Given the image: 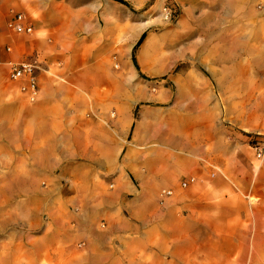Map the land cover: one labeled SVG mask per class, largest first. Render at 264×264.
<instances>
[{
  "label": "crops",
  "instance_id": "obj_1",
  "mask_svg": "<svg viewBox=\"0 0 264 264\" xmlns=\"http://www.w3.org/2000/svg\"><path fill=\"white\" fill-rule=\"evenodd\" d=\"M92 1L0 0V145L12 146L15 192L46 196L29 233L0 236V264H264V157L228 104L259 97L264 10L173 0L174 32L183 28L197 57L173 74L164 106L131 79L117 85L115 15L71 4ZM9 9L32 34L6 27ZM146 24L134 27L130 58ZM21 60L39 66L33 103L2 74ZM64 138L74 157L53 155Z\"/></svg>",
  "mask_w": 264,
  "mask_h": 264
},
{
  "label": "rangeland",
  "instance_id": "obj_2",
  "mask_svg": "<svg viewBox=\"0 0 264 264\" xmlns=\"http://www.w3.org/2000/svg\"><path fill=\"white\" fill-rule=\"evenodd\" d=\"M244 1L250 4V7L247 4L244 12L249 8L252 11L264 10V0ZM103 2L104 0L71 4L83 9L89 8L90 5L92 10H99V13L110 10L115 15L116 58L111 61V65L116 74L117 85H124V80L131 79L133 89L140 91L143 88L163 94L164 98L161 101L164 106H169L171 103L167 97L171 95L173 89V74H177L179 70L187 72L193 69V59L197 57V50L188 45L189 35H183L181 31L183 28L180 27L179 32H174L175 29L178 31L177 27L173 28L179 20L178 6L173 0H150L146 3L127 1V5L110 2L109 7ZM9 13L13 14L15 11L9 9ZM142 22L147 24L142 28L145 37L134 52L138 67L136 69L128 55V46L135 35L134 27ZM128 25H131L130 31L127 29ZM202 56L203 54L200 57ZM60 66L61 63L57 60H53L50 64L51 75L58 82ZM8 69L9 66L6 64L2 74L7 77L11 87L12 83L17 82L8 78ZM258 94L257 98H228L229 107L232 108L229 119L239 120L243 134L247 136L245 143L249 144L250 151L256 158L257 151L254 149L256 142L262 147L260 157H264V79L260 80ZM145 103L152 104L150 101ZM58 133L66 135L65 130H60ZM74 150L75 147L64 138L62 143L53 146V155L60 152L66 157H74ZM12 156V146L0 145V236L9 237L13 234L29 233L28 223L36 218H44L42 203L46 197L42 193L15 192L10 176ZM71 161H74V158ZM39 182L41 184V181Z\"/></svg>",
  "mask_w": 264,
  "mask_h": 264
},
{
  "label": "built area",
  "instance_id": "obj_3",
  "mask_svg": "<svg viewBox=\"0 0 264 264\" xmlns=\"http://www.w3.org/2000/svg\"><path fill=\"white\" fill-rule=\"evenodd\" d=\"M6 27L13 33L30 35L33 33L31 24L26 21V17L21 12L11 14L6 21ZM39 66L36 61H16L9 63L8 78L18 83V92L23 95L28 102H36L39 96V88L37 81V70ZM257 151V158L262 154V147L258 142L254 145ZM192 179H190L191 181ZM181 186H185L186 182H181ZM170 190H162L160 195H170Z\"/></svg>",
  "mask_w": 264,
  "mask_h": 264
},
{
  "label": "trees",
  "instance_id": "obj_4",
  "mask_svg": "<svg viewBox=\"0 0 264 264\" xmlns=\"http://www.w3.org/2000/svg\"><path fill=\"white\" fill-rule=\"evenodd\" d=\"M114 1L119 2L121 4H124V5H127L126 1H124V0H114ZM144 37H145V33H142L140 35V37L138 38V40H137V42L134 45L133 50H132L131 60H132V63H133V65H134V67L136 69H138V67H137V63H136V60H135V56H134V50L141 44V42L143 41Z\"/></svg>",
  "mask_w": 264,
  "mask_h": 264
},
{
  "label": "bare ground",
  "instance_id": "obj_5",
  "mask_svg": "<svg viewBox=\"0 0 264 264\" xmlns=\"http://www.w3.org/2000/svg\"><path fill=\"white\" fill-rule=\"evenodd\" d=\"M144 25V24H143ZM142 26V25H141Z\"/></svg>",
  "mask_w": 264,
  "mask_h": 264
}]
</instances>
